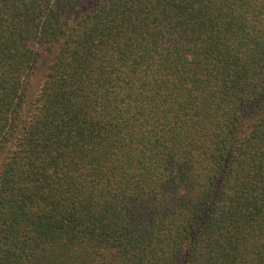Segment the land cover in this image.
Returning a JSON list of instances; mask_svg holds the SVG:
<instances>
[{"label":"trees","instance_id":"1","mask_svg":"<svg viewBox=\"0 0 264 264\" xmlns=\"http://www.w3.org/2000/svg\"><path fill=\"white\" fill-rule=\"evenodd\" d=\"M0 264H264V0H0Z\"/></svg>","mask_w":264,"mask_h":264}]
</instances>
